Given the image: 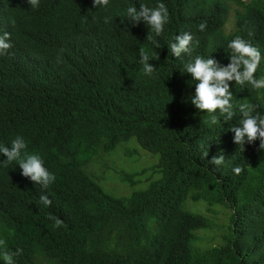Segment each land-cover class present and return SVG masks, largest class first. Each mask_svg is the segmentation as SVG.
I'll use <instances>...</instances> for the list:
<instances>
[{"label":"trees","instance_id":"1","mask_svg":"<svg viewBox=\"0 0 264 264\" xmlns=\"http://www.w3.org/2000/svg\"><path fill=\"white\" fill-rule=\"evenodd\" d=\"M158 3L169 13L159 36L127 19L128 7ZM231 12L234 29L226 33ZM4 32L12 47L0 56V144L23 137L55 176L44 189L17 162L0 167V239L22 250L16 264H264V151L259 140L243 150L229 131L241 103L264 116V88L230 82L235 115L212 125L191 104L194 82L183 73L197 55L227 66V45L239 36L259 49L254 75L264 76V0H109L106 8L93 0H39L37 8L0 0ZM185 32L199 44L177 59L168 46ZM141 48L159 57L149 61L150 77L141 71ZM131 137L159 154L152 169L161 177L114 196L86 167ZM221 154V165L209 163ZM187 198L228 208L220 245L197 249V231L213 223L185 209ZM49 214L63 224L55 227Z\"/></svg>","mask_w":264,"mask_h":264},{"label":"clouds","instance_id":"2","mask_svg":"<svg viewBox=\"0 0 264 264\" xmlns=\"http://www.w3.org/2000/svg\"><path fill=\"white\" fill-rule=\"evenodd\" d=\"M31 8L39 6V0H27ZM109 0H93V7H107ZM127 19L135 26L143 22L148 26L151 33L159 36L164 29V25L169 20V13L164 3H158L155 7H149L140 4L139 9L136 6L127 8ZM87 22V17H84ZM107 22V21H106ZM205 23H201L199 28L203 31ZM148 34L147 40H152ZM199 44L193 35L188 32L177 35L174 42H170L168 50L171 56L179 59L182 55L192 56L193 47ZM12 47L10 35L4 32L0 35V56L7 55ZM227 47L230 51V62L227 66L221 64L212 58H204L199 55L191 58L183 65V73L192 77L195 86V94L190 97L191 104L204 115L208 116L209 122L215 125L219 122L218 117H223L225 121H231L235 115L233 111V95L230 91V82L236 85L250 84L253 89L264 88V76L257 78L254 74L257 72L258 65L262 56L257 47H254L249 41L237 36L230 41ZM140 64L142 73L145 76H152L156 70L150 60L159 59L158 55H150L141 48L139 50ZM219 110V112H217ZM240 119L237 125L232 126L229 131L234 133L233 143L244 150L245 144H252L259 140V149L264 151V116L256 112V105L244 102L239 105ZM255 113V114H254ZM27 144L23 137L17 136L10 143V147L0 144V155L6 157L0 161V167H7L12 162H17L21 169V175L30 178L35 184L47 189L55 181V176L46 169L43 160L38 154H31L27 150ZM208 156V151L204 152ZM224 156H213L209 162L213 165H221L224 162ZM241 171L239 167L234 168L237 174ZM40 203L45 207L51 205V200L47 195L40 197ZM54 222L55 227H60L63 221L49 214L47 217ZM22 250L11 251L6 246V241L0 239V259L4 264H16L15 257L20 255Z\"/></svg>","mask_w":264,"mask_h":264},{"label":"rangeland","instance_id":"3","mask_svg":"<svg viewBox=\"0 0 264 264\" xmlns=\"http://www.w3.org/2000/svg\"><path fill=\"white\" fill-rule=\"evenodd\" d=\"M233 29L234 16L231 12L224 30L229 33ZM158 158V153L147 151L134 137H131L119 142L110 151L92 156L86 169L107 193L114 196H128L135 190L145 188L151 178L161 177L159 171L155 174L152 169ZM122 174H132L138 182L131 185L122 179ZM184 207L208 217L213 223L211 228L197 231V249L205 250L210 246L220 245L227 234L230 222L228 208L222 205L209 206L205 201H193L190 198L184 201Z\"/></svg>","mask_w":264,"mask_h":264}]
</instances>
